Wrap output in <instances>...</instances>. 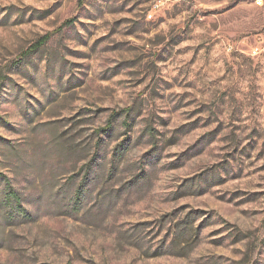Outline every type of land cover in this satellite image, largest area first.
I'll return each instance as SVG.
<instances>
[{
    "label": "rangeland",
    "instance_id": "obj_1",
    "mask_svg": "<svg viewBox=\"0 0 264 264\" xmlns=\"http://www.w3.org/2000/svg\"><path fill=\"white\" fill-rule=\"evenodd\" d=\"M0 173V264H264V0H0Z\"/></svg>",
    "mask_w": 264,
    "mask_h": 264
},
{
    "label": "trees",
    "instance_id": "obj_2",
    "mask_svg": "<svg viewBox=\"0 0 264 264\" xmlns=\"http://www.w3.org/2000/svg\"><path fill=\"white\" fill-rule=\"evenodd\" d=\"M129 110V109H127ZM126 112V111H125ZM116 114L112 116L114 118ZM126 116H129V113L126 112ZM111 122L107 124V128H110ZM0 192L3 194L4 201L10 206V212L12 214L21 215V216H28V213L22 205V197L17 189L12 185L11 179L4 173H0ZM2 187V188H1ZM77 193H80V189L78 188ZM77 194V195H78ZM79 204L78 197L76 198L75 205ZM77 209V207H75ZM190 231L187 229L186 232L183 231L180 233L179 238L188 237Z\"/></svg>",
    "mask_w": 264,
    "mask_h": 264
},
{
    "label": "built area",
    "instance_id": "obj_3",
    "mask_svg": "<svg viewBox=\"0 0 264 264\" xmlns=\"http://www.w3.org/2000/svg\"><path fill=\"white\" fill-rule=\"evenodd\" d=\"M257 51V49H254L253 52L255 53Z\"/></svg>",
    "mask_w": 264,
    "mask_h": 264
}]
</instances>
